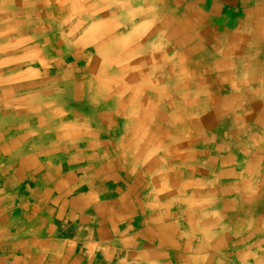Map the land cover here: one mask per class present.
<instances>
[{"label":"crops","instance_id":"0c3cea01","mask_svg":"<svg viewBox=\"0 0 264 264\" xmlns=\"http://www.w3.org/2000/svg\"><path fill=\"white\" fill-rule=\"evenodd\" d=\"M0 264H264V0H0Z\"/></svg>","mask_w":264,"mask_h":264},{"label":"rangeland","instance_id":"374dc122","mask_svg":"<svg viewBox=\"0 0 264 264\" xmlns=\"http://www.w3.org/2000/svg\"><path fill=\"white\" fill-rule=\"evenodd\" d=\"M175 56H177V53H176V52H175ZM163 67H165V66H163ZM163 67L160 66V67L158 68L157 73H160V74L162 73V74H164V72H165L164 69H165V68H163Z\"/></svg>","mask_w":264,"mask_h":264}]
</instances>
